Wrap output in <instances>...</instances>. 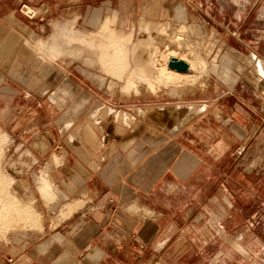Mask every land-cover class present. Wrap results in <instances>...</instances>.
<instances>
[{
    "label": "crops",
    "instance_id": "crops-1",
    "mask_svg": "<svg viewBox=\"0 0 264 264\" xmlns=\"http://www.w3.org/2000/svg\"><path fill=\"white\" fill-rule=\"evenodd\" d=\"M126 4L91 27L121 29L131 59L120 63L116 50L92 69L68 62L70 48L62 64L40 58L25 43L38 35L0 16V88L7 77L32 93L39 125L1 150V173L31 200L36 224L1 223L0 264H264V53L226 49L220 82L172 94L152 66L156 49L139 40L187 9ZM16 89L0 90V103Z\"/></svg>",
    "mask_w": 264,
    "mask_h": 264
},
{
    "label": "rangeland",
    "instance_id": "rangeland-1",
    "mask_svg": "<svg viewBox=\"0 0 264 264\" xmlns=\"http://www.w3.org/2000/svg\"><path fill=\"white\" fill-rule=\"evenodd\" d=\"M130 1L131 0H1L0 16L1 22L11 27L12 32L19 33L23 36L24 32H35L39 36H37V39L40 40V46L35 44L36 41L32 42L30 38L31 41L26 39L25 43L34 53H37L40 58L46 59L49 62L51 61V63L58 62L62 64L61 53H65V51L70 48L71 53L66 55V60H68V62H72L73 59H76L77 62L75 63L80 67L82 65H87L92 69V66L96 65V63H98L97 61L100 59V63L102 64L100 68H102L104 65L105 67H109L111 61L117 59L115 56L116 50L119 54L118 61H120V63H127V61L131 59V54H125L126 50L129 48V37L127 34H123V36L120 35L121 29L117 32L111 26H105L104 29H100V25L97 28L91 26L94 23L96 25L99 24L95 22L99 17L101 20H105L106 17L109 19L115 14V10H117L120 3L125 7L127 5L126 3ZM134 1L140 4L142 0ZM147 1L148 0H146V2ZM174 2L176 6L183 5L185 9H187L185 19L177 23H173L169 20V22H165V27L160 28L157 32L148 33L146 31L145 36L139 40V43L151 47H154L151 45L152 43L156 45L155 47L157 48L152 57V66L156 73H158V71L155 67L154 58L158 56L159 51L166 46L182 43V46L184 45L183 47L185 48H189V44L190 46H195V48L196 46L198 47V49H196L200 56L202 55L201 60L202 63H204L205 69L203 73L199 71L197 74L196 71L199 77L194 81V86L190 84H182L184 87L182 85L174 86L172 84L171 86H166L160 81L161 79L158 76L160 86L168 89V91L170 90V93L173 94V91L183 90L201 92L205 90V87L209 85V83L212 84L213 82L221 80V60L226 49H236L247 56H249L248 53L252 52V49L255 48H257L259 52L264 53V0H174ZM146 5L147 3L145 6ZM165 5L170 6V0H165ZM26 7L35 9L37 11L36 14H26ZM10 13H12L11 18L14 22L12 24L9 23V17H5L10 15ZM97 13L98 16H96ZM94 17L98 18L95 19ZM182 17H184V14H182ZM118 22L120 28L124 26L126 28L127 21L125 17ZM148 24L146 26H148ZM147 28L148 27L145 29ZM125 32H128L127 29H123V33ZM181 35H185V37ZM179 36L183 39L176 42ZM185 38H189L191 41L188 40V42H186V40L185 43L183 41ZM35 45L39 47L36 48ZM131 48H133V46ZM75 49H79L82 55L81 53V56L79 55L78 50L75 53ZM258 60L264 62V59L260 57H258ZM248 61L250 62L249 59ZM232 67L235 69V74H232L234 77L237 76L236 73L240 71V68H242L243 71L245 70L243 63L236 64ZM248 73L249 72L244 73L243 77L247 78L249 75ZM226 80H228V78H226ZM10 81L11 80H8L7 77L6 79L4 78L0 90L4 91L7 88L16 89L6 85H11ZM16 90L19 91V94L15 96L13 102L0 103V227L1 223L7 225L8 223L10 225L18 223L15 222L16 218H19V220L22 219L21 222L23 224H36L34 221L35 217L33 218V216H29L28 214L30 210L31 213H33V210L30 209L31 200L23 201L15 196L12 193L13 184L9 183L10 180H5L1 173V159L3 155V151L1 150L15 142L14 134L24 127L29 129L30 132L39 128L37 124L38 119H34V117H31V113H29L35 106L30 100L33 94L30 92L26 93L25 89ZM91 90H93V87ZM89 93L90 95L92 94L90 91ZM40 119H43V116H41ZM40 121L42 122L41 126L46 124L45 120ZM58 130L62 129L58 128ZM48 185L47 191H44L42 187L44 192H48L51 189L50 181ZM6 210H10L11 216L5 218L3 213ZM16 210H20V216L13 215V213L18 212ZM25 211H27V216L23 214ZM4 218L5 220H3Z\"/></svg>",
    "mask_w": 264,
    "mask_h": 264
},
{
    "label": "bare ground",
    "instance_id": "bare-ground-1",
    "mask_svg": "<svg viewBox=\"0 0 264 264\" xmlns=\"http://www.w3.org/2000/svg\"><path fill=\"white\" fill-rule=\"evenodd\" d=\"M25 9H26V11H25L26 14H28V15H34L37 12L35 9H33L31 7H26ZM146 27L149 28V26H146ZM149 29H151L152 32H157L159 30V26L154 25V26H151V28H149ZM187 32H188V30H187ZM181 36H183V35H181ZM183 37H185V35ZM189 38H191V37H189ZM189 38L188 39L185 38V40H183V41L184 42L186 40H187L186 42H188V40L191 41ZM182 39L183 38H181L179 36V37H177L176 42L179 40H182ZM39 41L40 40H37L35 44H38L40 46L41 43L39 44ZM149 44H151V43H149ZM182 44H172V45L166 46L164 49L160 50L158 56H156L154 58L155 67L158 71L157 74L161 79L160 81H162L166 86H168V85L171 86V84L174 86L175 85L179 86L182 84L193 85L195 83L194 81L197 79V77H199V76H197L198 72L199 71H201L202 73L204 72L205 66L201 60L202 55L200 56L199 52L197 51L198 47L196 46V48H197L196 49L195 46H192V45L190 46V44H189V46H188L189 48H185V47H183L184 45L182 46ZM38 45H37V47L35 45V47L38 48L39 47ZM151 45L154 46L155 49L157 48V47H155L156 46L155 44L152 43ZM186 45H188V44H186ZM172 58H177V59L183 60L186 63H188L189 67H190V71L188 73H178L172 69H169L168 68V62ZM204 62H205V60H204ZM196 71H197V74H196ZM45 178H47V177L45 176ZM45 178L42 179V187H43L44 191L50 185V184L48 185L49 180H47Z\"/></svg>",
    "mask_w": 264,
    "mask_h": 264
},
{
    "label": "water",
    "instance_id": "water-1",
    "mask_svg": "<svg viewBox=\"0 0 264 264\" xmlns=\"http://www.w3.org/2000/svg\"><path fill=\"white\" fill-rule=\"evenodd\" d=\"M168 68L178 73H188L190 71L189 64L177 58H172L168 62Z\"/></svg>",
    "mask_w": 264,
    "mask_h": 264
}]
</instances>
